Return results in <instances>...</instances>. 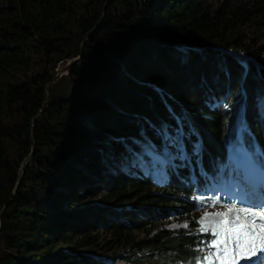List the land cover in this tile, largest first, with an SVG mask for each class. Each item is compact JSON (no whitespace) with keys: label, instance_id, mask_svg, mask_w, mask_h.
Wrapping results in <instances>:
<instances>
[{"label":"trees","instance_id":"trees-1","mask_svg":"<svg viewBox=\"0 0 264 264\" xmlns=\"http://www.w3.org/2000/svg\"><path fill=\"white\" fill-rule=\"evenodd\" d=\"M240 132L264 163V0H0V264H193L195 220L161 224L222 190Z\"/></svg>","mask_w":264,"mask_h":264},{"label":"rangeland","instance_id":"rangeland-1","mask_svg":"<svg viewBox=\"0 0 264 264\" xmlns=\"http://www.w3.org/2000/svg\"><path fill=\"white\" fill-rule=\"evenodd\" d=\"M260 33H253L254 36H258ZM261 35V34H260ZM70 63H66L62 65L56 72L55 76H57V80H60L61 78L68 75L69 72H64L63 74L59 73L61 70H63L65 67L69 66ZM60 74V75H59ZM244 135L240 132L238 135V139L236 140L234 149L232 151L233 157L236 159L232 162V166L230 165V172L227 176V178L223 181V194L222 196H216V197H209L208 195L202 197L200 200V204L197 205V210L193 214H183L182 216L178 218H172L169 219L168 222L161 224V228L163 229H169L170 231H177L179 229H187L190 227V218L195 220V226L197 227V230L200 231L204 236H206V246L204 254L197 259L193 264H206V262L203 260V257L209 252H215V249H211L208 246L211 245L214 237L212 235V229L215 227L214 222L222 220L223 217L216 215V213H222L227 212L229 208L233 209H240L245 208L241 206L243 203L241 200L236 199L235 196H229L226 197L227 191L233 188L232 184H238L242 188V200L244 202H247L248 200V192L250 189V186H254L256 181L260 184H264V171H262V174L259 173V164H254L253 166H250L249 161L250 157H253L249 153L248 150L245 149V146L243 144ZM145 143V142H144ZM145 145L141 144L143 146V151L148 154V156L151 158V164L146 167L145 170L151 169L152 173H161L162 176H164L163 173V166L165 164L172 162V157L167 152H156L152 150V146L149 143H145ZM147 148V150H146ZM178 149V147H177ZM182 162L190 161L188 160V157L185 153H181V151H178L177 154ZM257 160V159H256ZM257 163L259 161H256ZM26 165V164H25ZM25 167V166H24ZM259 168V169H258ZM263 182V183H262ZM84 187H87V183L84 185ZM105 188V187H104ZM102 186L94 190L95 194L91 196V203L90 206H93L95 204L100 203L102 192L104 190ZM106 189V188H105ZM216 193L218 190H215ZM215 193V194H216ZM230 194L231 191H230ZM215 202V203H214ZM247 209V208H246ZM235 212L229 214V219L234 216ZM188 217V218H187ZM243 216L241 217V219ZM192 220V221H194ZM201 221H204L202 224ZM208 228L209 230L207 232L202 231V228ZM220 228H217L216 231H220ZM136 238L138 241L144 240L145 237L143 235H136ZM256 259V257H254ZM253 258V260H254ZM167 260L165 258H150L149 264H167ZM218 264V262H216ZM240 264H253L252 261L249 260H241Z\"/></svg>","mask_w":264,"mask_h":264},{"label":"snow or ice","instance_id":"snow-or-ice-1","mask_svg":"<svg viewBox=\"0 0 264 264\" xmlns=\"http://www.w3.org/2000/svg\"><path fill=\"white\" fill-rule=\"evenodd\" d=\"M233 212L234 216L229 219V214ZM216 215L223 219L214 222V239L208 247L215 249V252L209 251L203 257L206 264H240L241 260L261 264L264 261V256L260 255L264 253V213L251 212L246 208H229L227 212ZM217 228L221 230L216 231ZM201 230L207 232L209 229L204 227ZM254 257L257 259L253 260Z\"/></svg>","mask_w":264,"mask_h":264},{"label":"water","instance_id":"water-1","mask_svg":"<svg viewBox=\"0 0 264 264\" xmlns=\"http://www.w3.org/2000/svg\"><path fill=\"white\" fill-rule=\"evenodd\" d=\"M77 60H79V59H76V60H74V61H72V62H69L70 65L67 66V67H65V68H64L63 70H61V72H59V73L63 74L64 72H69L70 67H71V66H72ZM59 75H60V74H59ZM57 78H58L57 76L54 77V81L52 82V84H50V85L47 87V90H49V88H50L54 83H56V82L58 81ZM46 106H47V99H46V101H45V103H44V107H46ZM32 145H33V142H32ZM33 156H34V149L32 150V154H31V156L29 157V159H31ZM25 163H26V162H25ZM24 166H25V164L22 165V169H21L20 174H19L20 177H21L22 174H23Z\"/></svg>","mask_w":264,"mask_h":264},{"label":"bare ground","instance_id":"bare-ground-1","mask_svg":"<svg viewBox=\"0 0 264 264\" xmlns=\"http://www.w3.org/2000/svg\"><path fill=\"white\" fill-rule=\"evenodd\" d=\"M61 72V71H60Z\"/></svg>","mask_w":264,"mask_h":264}]
</instances>
